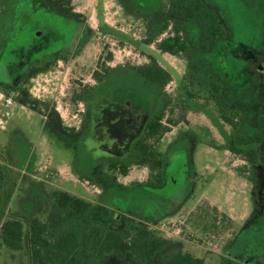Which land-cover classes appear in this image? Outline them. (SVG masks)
Returning <instances> with one entry per match:
<instances>
[{
  "label": "rangeland",
  "instance_id": "obj_1",
  "mask_svg": "<svg viewBox=\"0 0 264 264\" xmlns=\"http://www.w3.org/2000/svg\"><path fill=\"white\" fill-rule=\"evenodd\" d=\"M203 1L219 13L227 35L193 26L198 46L174 56L146 42L174 30L171 0H0V55L17 41L18 69L19 59L52 45L17 76L0 80V164L8 171L0 180V209L5 219L25 223L24 248L2 247L0 264H32L31 219L46 217L56 188L92 201L96 222L121 227L141 209L150 213L151 228L171 245L144 264L179 249L220 264L230 243L231 252L246 258L264 250V180L257 173L256 185L244 184L236 174L253 170L230 150L234 128L220 111L240 122V135L254 134L264 112V0ZM59 30L62 41L69 39L50 44L49 33ZM149 52L173 74L169 83H154L138 71L150 62ZM206 72L224 85L220 108L206 82H199L197 75ZM8 97L12 104L4 101ZM163 111L165 124L182 115L192 121L154 147L165 154L164 182L157 185L152 175L158 170L153 159L146 163L139 141ZM253 147L263 158L264 143ZM113 159L129 166L128 176L111 170ZM206 199L238 211L246 201L259 209L240 226ZM177 209L168 221L158 218ZM80 259L141 264L130 254L83 253Z\"/></svg>",
  "mask_w": 264,
  "mask_h": 264
},
{
  "label": "trees",
  "instance_id": "obj_2",
  "mask_svg": "<svg viewBox=\"0 0 264 264\" xmlns=\"http://www.w3.org/2000/svg\"><path fill=\"white\" fill-rule=\"evenodd\" d=\"M171 14L178 18L173 31L158 40L154 36L147 43L157 42L164 52L181 55L195 46V37L189 31L190 19L201 21L205 28L216 37L226 36L227 29L220 15L203 0H171ZM168 25L160 33L167 31ZM150 62L138 68V71L154 83H169L173 77L158 60L150 55ZM199 82L205 81L211 92V98L220 108L225 93L224 85L210 73L197 75ZM264 84V81H263ZM223 120L234 128L231 134L230 150L247 162H254L257 149L254 145L264 143V112L258 114V126L254 134H238L240 122L221 110ZM165 112L154 117L140 139L142 154L154 163L150 164L157 173L156 184L162 185L165 154L155 149L163 136L181 122H188L186 115L177 120L164 123ZM153 139L152 143L150 140ZM252 146L247 148V146ZM144 162L146 158H143ZM264 165V150H263ZM111 170H120L123 175L129 173V166L119 159L110 162ZM7 169L0 164V180L6 176ZM53 203L45 218L34 216L31 219L29 248L32 264H80L83 253L89 256L106 257L112 253L124 257L132 255L141 264L148 262L154 254H159L171 245V240L158 236L148 224L138 219H130L123 226H106L92 220L90 212L93 202L64 189L52 190ZM217 210V209H216ZM225 218H228L224 214ZM25 223L18 218H6L0 209V249L6 247L13 251L25 246ZM155 264H204V258L189 251L179 249ZM221 264H230L223 257ZM264 264V261H263Z\"/></svg>",
  "mask_w": 264,
  "mask_h": 264
},
{
  "label": "crops",
  "instance_id": "obj_3",
  "mask_svg": "<svg viewBox=\"0 0 264 264\" xmlns=\"http://www.w3.org/2000/svg\"><path fill=\"white\" fill-rule=\"evenodd\" d=\"M219 14V13H218ZM188 25H189V31L190 33L195 37V46H193L192 48L193 49H196V47L198 46V40H197V36H196V33L194 32V29H193V26L194 27H197L199 26L201 23V21L199 20H196V19H190L187 21ZM223 23V22H222ZM207 29V28H206ZM160 40V39H158ZM155 42L153 43H148V47H153L152 44H154ZM197 45V46H196ZM158 47V46H157ZM191 48V49H192ZM189 50L188 52H185L183 53L184 54H187V53H191L192 50ZM156 51H160L162 52L164 55L167 54L168 52H164L162 51L161 49L157 48ZM150 55H153L159 62V64H161V61L159 58H157V56L155 55V53H152V52H149ZM169 54V53H168ZM196 54V52H195ZM199 55V53H197ZM173 55V54H171ZM174 56H178V55H174ZM194 56V60H197V57L195 55ZM196 62V61H195ZM162 65V64H161ZM190 65V64H189ZM163 66V65H162ZM164 67V66H163ZM165 68V67H164ZM169 72H171L169 70ZM172 74V73H171ZM172 77H173V74H172ZM188 118V122L190 123L192 121V117H187ZM187 122V124H188ZM186 123V122H185ZM181 125V123H179L178 125L176 126H173L172 130L167 132L163 138L161 139V141L158 143L160 144L161 142L164 141L165 137L169 134H172L173 132H175V130L177 129V127ZM251 163V162H250ZM164 167V166H163ZM251 169L253 170V175H244V174H238L236 173L237 175L239 176H242L244 178V181L243 183L246 184V180L249 179L250 181H254V184L256 185L257 181L258 180V176H257V173H260V177L261 179L264 180V165H263V158H261L260 156L258 157L257 155V158H255L254 162L251 163ZM256 172V173H255ZM128 176V174H127ZM150 178V177H149ZM140 184V183H139ZM116 185V184H114ZM118 185V184H117ZM254 185V186H255ZM105 189V187H104ZM105 191V190H104ZM232 194H234V192L232 191L231 192ZM102 196V194H101ZM82 197V196H81ZM89 200V199H88ZM207 200V199H206ZM212 206L215 207V209L219 210L220 212H222L223 214L227 215L228 218L230 220H233V221H236L237 223H239V225L241 226L242 224L246 223V222H251L252 220L251 219H254V216H256L255 214L257 213V209H259L257 206H253V204L249 205V203H247V201L245 202L244 206L242 207V209L240 211L238 210H235L234 207L232 205H227L224 206L222 203L220 202H217L215 200H207ZM254 209V210H253ZM140 211H142L140 214H134V216L136 217L135 219H138L140 221H143L145 222L146 224H148L150 227H153L151 226V218L148 214L150 213H145L143 209H141ZM178 209L175 210L174 212H168L166 214H163L161 216H158V218L160 220H164V221H168L169 218L173 217L176 213H177ZM249 211V212H248ZM91 215V214H90ZM92 218V217H91ZM93 220V219H92ZM94 221V220H93ZM96 222V221H95ZM100 223V222H99ZM106 226H110L113 224V222L111 224H107V223H102ZM247 224V223H246ZM153 229V228H152ZM239 230V229H238ZM231 243H230V247H229V254L227 255H224L223 257L227 258L230 262V264H263V261H264V250L255 254L254 257H249V258H246V256H240V255H237V254H234L233 252L230 251V248H231ZM221 259L223 260V258L221 257ZM205 260V259H204ZM204 264H205V261H204ZM220 264H221V261H220Z\"/></svg>",
  "mask_w": 264,
  "mask_h": 264
},
{
  "label": "flooded vegetation",
  "instance_id": "obj_4",
  "mask_svg": "<svg viewBox=\"0 0 264 264\" xmlns=\"http://www.w3.org/2000/svg\"><path fill=\"white\" fill-rule=\"evenodd\" d=\"M55 18L58 19L57 17H55ZM59 21H61V20H59ZM61 23H62V21H61ZM64 26L67 29V25H62L63 28H64ZM39 33L43 34V32H39ZM49 34L50 35L48 36L49 37L48 41L50 42V44H51V42H53L55 44H57L56 42H58V44H62V43L64 44V43H66V41L70 37V35H69L67 37V39H65V40L63 39L64 41H62L63 31H61V30H59L58 32L54 31L53 33H49ZM60 38H61V41H59ZM55 44L53 46H55ZM51 46L48 50H51V48H52ZM47 51H44L42 53H45ZM41 54H38V55H41ZM38 55H36V57H38ZM0 56H1L0 57V65H1V67H0V80L3 82V80H5L7 77L10 78L11 76H17L18 71L25 69V67H27V65H29L30 60L34 57V52L31 53L29 58L25 57L24 59H19L18 69H17V41L15 42V44L12 47H9L5 52H2ZM36 57H34V58H36Z\"/></svg>",
  "mask_w": 264,
  "mask_h": 264
},
{
  "label": "built area",
  "instance_id": "obj_5",
  "mask_svg": "<svg viewBox=\"0 0 264 264\" xmlns=\"http://www.w3.org/2000/svg\"><path fill=\"white\" fill-rule=\"evenodd\" d=\"M6 103L8 104H12L13 103V98L12 97H8V98H5L4 100Z\"/></svg>",
  "mask_w": 264,
  "mask_h": 264
}]
</instances>
